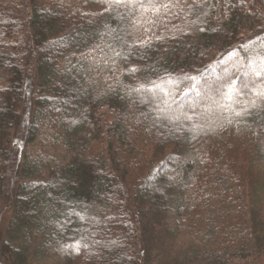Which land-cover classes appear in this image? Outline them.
<instances>
[{"label": "trees", "instance_id": "trees-1", "mask_svg": "<svg viewBox=\"0 0 264 264\" xmlns=\"http://www.w3.org/2000/svg\"><path fill=\"white\" fill-rule=\"evenodd\" d=\"M99 3L87 0L88 7ZM207 5L212 7L210 1ZM127 6L113 0L104 12H95L71 9L59 0H0V200H13L10 228L23 223L26 238L39 234L68 261L81 256L88 257V264H147L159 229L168 215L181 213L182 196L195 178L193 160L183 162L180 154L198 139L216 136L218 128L263 136L252 157L262 163L255 184H264V22L254 28L249 14L246 24L237 26L235 17L222 34L208 26L209 14H198L194 20L202 22L191 31L139 43ZM14 27H23L28 36L22 47L6 39V30ZM242 29L251 34L241 37ZM218 36L236 43L223 45L206 59ZM93 59L123 73L113 91H99L89 78ZM32 74L39 96L32 99V117L26 122L25 84ZM229 83L235 88L234 103L222 99ZM113 102L121 104L120 112L108 126L104 155L84 157L76 145L74 156L54 168L42 157H31L24 163L31 182H19L26 176L18 175V151L11 147L16 131L33 144L44 125L55 123L62 136L80 138L95 124L93 114L111 110ZM227 104L231 106H222ZM221 176L215 187L231 182V188L216 198L233 190L235 196L246 191L254 196L250 182L242 191L236 173ZM261 198H250L249 208L241 200L239 209L216 204L214 218L244 213L245 231L262 247ZM211 204L207 198L196 210L208 212ZM25 247L14 248L12 264H24ZM246 248L231 239L229 249L239 259L226 254L214 259L242 262L239 251ZM207 259L208 254L182 253L176 261L211 264Z\"/></svg>", "mask_w": 264, "mask_h": 264}, {"label": "rangeland", "instance_id": "rangeland-1", "mask_svg": "<svg viewBox=\"0 0 264 264\" xmlns=\"http://www.w3.org/2000/svg\"><path fill=\"white\" fill-rule=\"evenodd\" d=\"M59 1L71 9L80 8L83 11L95 12H104L113 2V0H100V3L94 7L90 5L88 7L87 0ZM209 1L212 3V7L207 5ZM142 3L143 7L139 0L136 3H126L128 6L125 8L131 10L128 14L135 27L134 36L139 43L144 40L154 42L158 38L170 34H183L191 31L202 22L194 20L198 14H209L210 24L208 26L212 25L211 28L218 29L222 34H224V29L227 28L229 21L235 17L240 21L237 26L245 25L244 18L249 14L252 15L250 20L253 21L254 28L264 22V0H161L155 4L142 0ZM40 4L50 7L48 1H42ZM240 14L242 16H239ZM9 29L5 32L9 42L20 47L28 42V36L24 35L23 27L18 29L14 27L10 31ZM241 32V37L251 34V32H244L243 29ZM230 43L235 44L236 40L230 41L223 36H218L215 41L216 47L208 56H205L206 59L213 56L223 45ZM80 54L83 57L87 56V53L84 52ZM92 62L94 71L90 73L89 78L95 81V87L99 91H113L119 86L123 75L121 70L115 69L114 65H112V69H109V66L96 62L94 59ZM35 83L34 74H32V80L25 84V96L29 106L28 111L24 113L26 122H29L32 117V99L39 96ZM102 100L104 101V98ZM120 106V103L113 102L111 110L103 108L96 111L93 114L95 124L80 138L79 136H62L61 130L55 123L44 125L41 137L39 139L37 137L33 144H26L23 141L24 134L16 131L11 137V147L18 151V175L26 176L21 177L19 182H31V178L28 177L30 174H26L24 169L25 160L31 159V157H42L46 165L54 168L68 162L70 157L74 156L73 148L76 145L83 148L84 157L104 155L107 150L108 126L111 124L113 116L119 114ZM214 133L217 135L198 139L188 150L183 149L180 154L179 158L183 162L193 160L195 178L189 187L190 191L182 196L181 213L176 216L172 213L168 215L159 229L155 246L148 253L149 262L146 261L147 264H179L176 259L182 256V253L208 254L209 259L207 260L211 264H222L219 259L215 261L214 258L225 254V256L237 260L239 259L237 251L229 249V240L231 239L234 243L247 247L239 251L244 260L242 262L235 261L233 264H264V246L255 245L256 239L252 238L248 231H245L244 213L239 218H237L239 210L230 214H219L217 218H214L216 204L229 203L239 209V200L244 201L245 208H249L248 200L250 198L255 199L256 196L261 195L263 197L261 199L264 200V184L257 186L253 178L255 175L259 178L263 173L262 163L255 161L252 157V152L263 145V136L219 128ZM65 140L68 141L66 144ZM169 152L170 149L164 154ZM46 173L47 169L43 168L41 175L44 176ZM220 173H236L241 179L242 191L250 182V188L255 197L248 191L235 196L236 190H233L228 192L225 198H216V195L221 191L231 188V182L221 183L225 186L224 188L221 185L215 187L217 175L221 176ZM231 179L233 177H229L230 181ZM16 189L13 195L17 192ZM238 196H243V199ZM207 198H210V203H212L209 211H197L196 207L201 206L199 203L204 202ZM194 203L196 206L190 210L189 205ZM228 215H234V217L229 218ZM13 216V200H0V264H12L14 248L20 246H26L21 256L24 264H88L86 262L88 257L76 256L70 261L66 260L55 252L52 244L45 245L44 237L39 234H34L32 240L29 237L26 238L27 232H25L23 223L10 228L9 224ZM232 221L234 225L231 227ZM5 243L13 248L8 247Z\"/></svg>", "mask_w": 264, "mask_h": 264}, {"label": "snow or ice", "instance_id": "snow-or-ice-1", "mask_svg": "<svg viewBox=\"0 0 264 264\" xmlns=\"http://www.w3.org/2000/svg\"><path fill=\"white\" fill-rule=\"evenodd\" d=\"M138 2V0H115V3L117 4H120V3H136ZM140 4H141V7H143V3H142V0H139ZM261 73L260 72H256V75H260ZM234 95H235V88L234 86L229 83L228 85H226V91H224L222 93V99L224 101H228V102H232L234 103ZM217 103H221L220 101H217ZM222 106H225V107H230L231 104H227V105H222ZM237 115H239V113H237Z\"/></svg>", "mask_w": 264, "mask_h": 264}]
</instances>
